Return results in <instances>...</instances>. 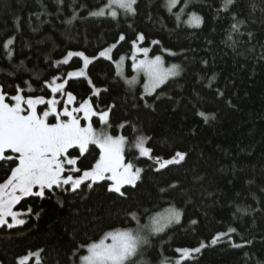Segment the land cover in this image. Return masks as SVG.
I'll use <instances>...</instances> for the list:
<instances>
[{
    "label": "trees",
    "instance_id": "1",
    "mask_svg": "<svg viewBox=\"0 0 264 264\" xmlns=\"http://www.w3.org/2000/svg\"><path fill=\"white\" fill-rule=\"evenodd\" d=\"M225 2L187 0L185 7L179 0L170 12L168 0H136L135 14L113 18L91 15L108 0H0L6 100L13 102L8 98L18 87L25 97L47 100L48 85L59 77L55 82L65 84L77 106L89 99L98 113H109L105 130L127 139L126 160L142 169L123 196L102 181L22 199L15 211L25 213V223L0 228V264H19L30 252H39L40 264H80L87 246L107 232L132 229L168 208L181 213L180 221L150 236L139 260L126 264H264V0ZM191 13L202 17L199 27L186 23ZM141 34L151 57L163 55L181 70L154 94L145 95L141 84L128 86L102 58L86 77H68L83 65L78 57L64 63L69 52L95 58L115 45L117 61L131 54ZM95 128H102L99 120ZM137 137L147 138L154 158L182 153L183 159L158 170L133 148ZM69 154L79 157L82 171L73 175L80 176L100 150L90 145L82 156L78 148ZM17 163L0 161V183ZM195 248L200 251L179 261L177 249Z\"/></svg>",
    "mask_w": 264,
    "mask_h": 264
},
{
    "label": "snow or ice",
    "instance_id": "2",
    "mask_svg": "<svg viewBox=\"0 0 264 264\" xmlns=\"http://www.w3.org/2000/svg\"><path fill=\"white\" fill-rule=\"evenodd\" d=\"M178 3L179 0H168V10L171 12ZM231 3L232 0H226L225 6ZM135 4L136 0H108L105 7L91 15L104 16L107 12L116 18L118 15L116 9H123L126 13L135 14L133 7ZM181 13L176 14L177 20H180ZM186 23L193 27H199L202 17L191 13ZM236 27L233 25L234 29ZM120 39L123 40L124 37L121 36ZM143 39L142 34L138 36V40L142 41ZM8 43L11 44L12 41L9 40ZM135 43L134 41V46ZM153 43H159V41H153ZM138 50L142 51L145 56L149 51L148 48ZM73 55L83 58L84 68L78 72L68 73V77L85 75L84 69L91 62L90 58L83 52L68 53V57ZM105 55L106 52L100 53V56ZM121 59L123 60V58ZM133 59L135 60V57ZM67 62L66 59L64 63ZM136 68L147 75L149 83L146 87L148 91H154L170 76H174L178 72L177 65L165 68L160 56H156L152 60H140L136 64ZM56 79L59 77L54 78L53 82L48 85L53 94L61 92L64 88V84L52 86ZM132 83L134 81H129V84ZM21 93L22 90L18 87L17 95L8 98L14 103H6L3 86H0V161H18L16 167L9 170L10 175L0 183V226L7 225L11 228L15 225H23L25 220L18 217L25 213L13 211L15 205L26 196L35 195L43 198L45 191L52 190L54 187L70 185L71 190L76 191L85 181L90 180L95 183L107 178L113 181L109 191H115L123 196L121 188L124 185H135V182L140 178L142 169H134L131 162H125L124 151L127 139L124 136L114 137L105 129L97 131L91 123H88L86 127L81 126V117L77 114L83 113L82 118L88 121L97 115L89 99L83 100L79 107H73L70 110L68 105L73 104L75 97L70 92L66 93L67 102L62 110H58V101L55 98L45 101L44 97H25ZM41 103H47L50 107L38 114L37 105ZM99 115L100 120L106 122L108 112L103 111ZM200 115L204 116L203 113ZM50 116L54 122H49ZM61 117L66 119H61ZM146 139L137 137L135 147L139 150L140 155L151 158V149L145 147ZM89 145L99 148V158L89 170H83L82 175L74 177V173H80L82 170L76 166L79 157H72L69 154V149L78 148L82 156L88 151ZM176 157L183 159V154L176 153ZM155 160L161 168L178 162L175 157L170 160H161L157 157ZM66 172L67 175H65ZM88 186L91 187V184ZM34 188L37 189L35 192H33ZM31 211V208H28V212ZM180 215L181 213L174 208L166 209L164 213L153 218L151 230L154 232L163 231L169 224L178 221ZM7 217H11L13 223H9ZM135 218V214H133V219ZM229 231L232 232L235 229H229ZM141 232H143V228L137 230L116 229L107 232L99 242L87 246L88 254L81 258L83 264H126L138 253L141 244L146 242V238L141 235ZM223 235L225 234L222 233L214 238L212 243L215 244ZM203 246L201 245V247ZM177 251L187 256L192 252H199L200 248L177 249ZM33 256L37 258V264H40L39 252H30L20 258L19 264H27Z\"/></svg>",
    "mask_w": 264,
    "mask_h": 264
},
{
    "label": "rangeland",
    "instance_id": "3",
    "mask_svg": "<svg viewBox=\"0 0 264 264\" xmlns=\"http://www.w3.org/2000/svg\"><path fill=\"white\" fill-rule=\"evenodd\" d=\"M117 10V12H121V11H124L123 9H116ZM142 43H143V40L141 41V40H138V42H136L135 43V46H133V50H132V52H131V54L130 55H128V56H123L122 58H123V60L120 58L119 60H117V61H115L114 60V57H113V52H114V49H115V45H113V46H111V47H109V48H107V49H105V50H103V51H101V52H106V55L105 56H100V53L97 55V57H95V58H90V60H91V62L88 64V66H87V68L86 69H84V72H85V75H83V76H74V77H86L87 76V70H88V67H89V65L92 63V62H94L95 60H97V59H99V58H102V59H106V60H108V61H111V62H113L114 63V65H115V68H116V72H117V75L128 85V86H131V87H134V86H137V85H139V84H141V86H142V90H143V93L145 94V95H152V94H154L162 85H164L165 83H167L168 81H170L171 79H174V78H176V77H178L179 75H180V73H181V70H180V66H178L177 64H167V62H166V59H165V57L163 56V55H158V56H160L161 57V60H162V63H163V66L165 67V68H170L172 65H177L178 66V72H177V74L176 75H174V76H170L167 80H165L162 84H160L154 91H148L147 90V85H148V83H149V81H148V77H147V75L144 73V72H142V71H138L137 70V68H136V64H138L139 63V61L140 60H144V59H148V60H152V59H154L155 57H151L150 56V48H148L149 49V51H148V53H147V56H145V54L142 52V51H139L138 49H143V48H146V47H144L143 45H142ZM164 54H166V55H169V56H173L172 54H170V53H168V52H164ZM72 57H78V58H81L82 59V62H83V65H82V68H84V61H83V58L82 57H80V56H76V55H73ZM72 57H68L67 58V61L68 60H70ZM135 57V60L133 59ZM130 61V63H131V65H130V72L131 73H129L128 71H129V64H128V62ZM118 65H119V67H118ZM81 68V69H82ZM78 72V71H77ZM129 81H134V83H132V84H129ZM56 84H64V83H62V82H55L54 84H52V86L54 87ZM65 85V84H64ZM50 90H51V88H50ZM52 92V91H51ZM95 93H97V91H95ZM66 93H65V91H64V88L62 89V91L61 92H57V93H55V94H53L52 93V96H51V98H49V99H45V101H48V100H50V99H53V98H55L57 101H58V103H57V109L58 110H62V108H63V106L66 104V102H67V96L65 95ZM6 103H9L7 100L5 101ZM12 103H14V101L12 102ZM50 107V105H48L47 103H41V104H39V105H37V113L38 114H41L42 112H41V110L42 111H44V110H47V108H49ZM68 107H69V109L71 110L73 107H79V106H77L76 105V100L73 102V104H71V105H68ZM95 110V109H94ZM96 111V110H95ZM97 112V111H96ZM100 113H98L97 112V115H95V116H93L92 118H91V120L90 121H88V120H85V119H83L82 117H83V113H79V114H77V115H79L80 117H81V126L82 127H86L87 125H88V123H91L92 124V126H93V128L95 129V130H97L96 128H95V120L97 121V120H99V122H100V124H101V126H102V128L101 129H107L106 128V126L108 125V121H109V113H108V115H107V119H106V122L105 121H101L100 120V115H99ZM49 122H50V120L52 119V117L50 116L49 118ZM61 119H66L65 117H61ZM100 129V130H101ZM100 130H97V131H100ZM109 133V132H108ZM110 134V133H109ZM89 147H90V145H89ZM145 147H147L146 146V141H145ZM135 150H137V152H138V155H139V157H141V158H146V159H150V160H152L153 162H154V164L156 165V169H158V170H160V169H164V168H166V167H168V166H170V165H172V164H175V163H172V164H168L167 166H165V167H163V168H161L160 167V165L158 164V163H156V160H155V158L154 157H152V155H151V153H150V156H151V158L149 157V156H142V155H140V152H139V150L135 147V145H134V147H133ZM89 149V148H88ZM71 149H69V151H70ZM127 150H128V143L125 145V151H124V157H125V162L126 163H128L127 162V160H126V152H127ZM85 154V153H84ZM13 155H16V154H13ZM176 159H177V161L178 162H180L181 161V159H179L178 157H176ZM162 160V159H161ZM178 162H176V163H178ZM77 166V165H76ZM67 167V166H66ZM135 169V168H134ZM67 173V172H66ZM82 175V174H81ZM140 176H141V172H140ZM75 177V176H74ZM140 179V178H139ZM138 179V180H139ZM137 180V181H138ZM102 181H108V182H110V184H111V186H112V184H113V181H111V180H109V179H104V180H101V181H96L95 183H98V182H102ZM137 181L135 182V184L137 183ZM85 183H89V184H94L93 182H91L90 180L89 181H85L83 184H85ZM83 184H81V186L83 185ZM80 186V187H81ZM110 186V187H111ZM125 186H133V185H128V184H126V185H124L123 187H125ZM79 187V188H80ZM123 187L121 188V191H122V189H123ZM78 188V189H79ZM37 189H33V192H35ZM31 196H35V195H31ZM27 197H30V196H26V197H23L22 199H24V198H27ZM21 199V200H22ZM20 200V201H21ZM19 201V202H20ZM18 204V203H17ZM16 204V205H17ZM16 205H15V207H16ZM15 207L13 208V211H15ZM166 211V210H165ZM165 211H163V212H160L159 214H162V213H164ZM159 214H156V215H153V216H151V217H149L144 223H141V222H138L137 221V223L135 224V226L132 228V230H137V229H140V228H143V232H141V235H143L145 238H146V242H144V243H142L141 244V246H140V248H139V250H138V253L134 256V257H132L129 261H131V260H139L138 258H140V256H141V253H142V250L144 249V247L146 246V244L149 242V238H150V236H155V235H159V234H161V233H163V232H165L166 230H168L170 227H172L174 224H176V223H178L179 221H180V218H179V220L178 221H174L173 223H171V224H169L167 227H165L164 228V230L163 231H160V232H154V231H152L151 230V225H152V222H153V218L154 217H156L157 215H159ZM19 219H23L22 218V216H20V217H18ZM7 219H8V222L9 223H13V221H12V219H11V217H7ZM4 226H7V225H4ZM17 226H21V225H15L14 227H17ZM2 226H0V228H1ZM12 228V227H11ZM221 237V236H220ZM110 242V241H109ZM87 250V249H86ZM180 253V252H179ZM196 253H198V252H192L190 255H187V256H184V255H182L181 253H180V255H181V258L179 259V261H181V260H184V259H186V258H189V257H191V255H193V254H196ZM88 254V252L86 253V255ZM31 259V258H30ZM30 259H29V261H30ZM28 261V262H29ZM128 261V262H129ZM27 262V263H28ZM127 263V262H126ZM80 264H83V262H82V259L80 260Z\"/></svg>",
    "mask_w": 264,
    "mask_h": 264
}]
</instances>
